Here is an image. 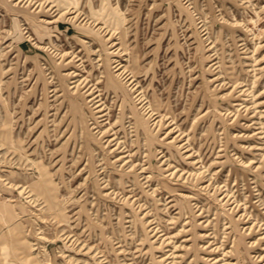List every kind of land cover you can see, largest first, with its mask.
Returning a JSON list of instances; mask_svg holds the SVG:
<instances>
[{"label": "rangeland", "instance_id": "rangeland-1", "mask_svg": "<svg viewBox=\"0 0 264 264\" xmlns=\"http://www.w3.org/2000/svg\"><path fill=\"white\" fill-rule=\"evenodd\" d=\"M0 264H264V0H0Z\"/></svg>", "mask_w": 264, "mask_h": 264}]
</instances>
